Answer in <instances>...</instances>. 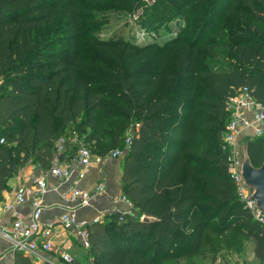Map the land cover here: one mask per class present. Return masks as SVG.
Masks as SVG:
<instances>
[{"label":"trees","instance_id":"1","mask_svg":"<svg viewBox=\"0 0 264 264\" xmlns=\"http://www.w3.org/2000/svg\"><path fill=\"white\" fill-rule=\"evenodd\" d=\"M164 1V10L146 0L101 2L100 12L116 17L143 7L138 24L147 35L94 39L111 59L104 63L82 54L80 38L89 40L87 24L96 21L89 3L0 0V200L28 162L48 170L56 154L74 156L77 146L58 152L59 140L78 134L103 158L133 127L121 176L133 208L91 222L87 260L72 264H168L206 252L215 259L230 234L253 239L261 263L264 225L240 201L222 144L228 97L247 87L264 102V0ZM177 18L185 24L176 31L168 22ZM162 20L168 37L157 39ZM61 22L72 32L65 49L51 34L35 36ZM248 149L260 166L264 135ZM14 264L34 262L17 252Z\"/></svg>","mask_w":264,"mask_h":264},{"label":"built area","instance_id":"2","mask_svg":"<svg viewBox=\"0 0 264 264\" xmlns=\"http://www.w3.org/2000/svg\"><path fill=\"white\" fill-rule=\"evenodd\" d=\"M227 109L231 117L223 133L222 148L227 157L228 173L244 207L264 225V212L258 209L254 200L250 199L251 192L244 184L240 174L242 137L251 139L264 135V102H258L247 87H242L228 97ZM130 137L129 134L123 147L115 148L103 158L112 159L124 155L131 144ZM0 142L4 143L5 139L1 138ZM66 143L77 146L69 164H63L60 156L56 154L50 169L35 180L33 190L29 191L25 185H19L14 190L13 201H5L2 205L1 210L8 211L13 216L11 229H4L3 234L11 242L12 250L15 253L20 252L29 256L34 264H72L75 261V257L66 250L60 251L62 263L54 262L47 254L57 250L53 242L55 225L47 224L43 220L44 196L48 191L47 174L67 181L73 175V166L86 169L99 157L92 153L78 134L73 133L69 137L59 140L58 152L66 149ZM105 189L106 184L103 181L97 183L94 191L72 185L62 193V197L65 201H75L79 206L86 207L96 194L103 193ZM30 194L32 195L31 210L22 214L17 211V206L27 204ZM122 199L128 203L130 208L118 212H131V202L124 196ZM94 221H100V218L97 217ZM57 223L69 233L79 237L83 248L89 247L88 225L90 222L80 219L75 208H65L58 217ZM257 264H264V261Z\"/></svg>","mask_w":264,"mask_h":264},{"label":"crops","instance_id":"3","mask_svg":"<svg viewBox=\"0 0 264 264\" xmlns=\"http://www.w3.org/2000/svg\"><path fill=\"white\" fill-rule=\"evenodd\" d=\"M62 161L64 162L63 164H69L72 161L70 154H66ZM123 165L124 158L121 157L112 159L98 158L86 169L73 166V175L67 181L47 174L48 191L44 196L43 220L47 224L55 225L53 242L57 250L47 253L48 257L52 258L54 262L62 263L61 250L70 252L77 260H82L80 259V250L86 251L79 237L69 233L57 223L58 217L65 208H75L79 218L86 219L90 223L97 217L100 218V221H104L107 215L130 208L128 203L122 199L121 176ZM45 171L47 170H43L35 164L25 166L10 179L9 188L2 192V199L0 200V264H14L15 262V252L12 250L11 242L3 234L4 229H11L13 216L8 211H2V205L5 201H13L14 190L19 185H25L29 191L33 190L35 180L44 174ZM101 181L106 184L105 191L96 194L86 207L79 206L75 201H65L62 197V193L72 185L94 191L97 183ZM31 198L32 195L30 194L28 203L23 206H17V211L22 214L29 212L31 210ZM132 208L131 206V210Z\"/></svg>","mask_w":264,"mask_h":264},{"label":"rangeland","instance_id":"4","mask_svg":"<svg viewBox=\"0 0 264 264\" xmlns=\"http://www.w3.org/2000/svg\"><path fill=\"white\" fill-rule=\"evenodd\" d=\"M115 1L117 0H111L110 2L107 1H101L105 7L113 6L115 5ZM156 1V2H155ZM101 2L100 0H81V3H89L90 7L89 10L92 12H95V14L91 15L93 19H96V21L93 23H88L87 25H90L93 30L91 29L87 36L89 40L84 38H80V42L84 43V49L82 51V54H85L88 58L96 57L98 59H101L104 61V63L107 61L110 63L111 59H108V53L106 54L103 50H98L93 45L94 39H108L109 37H112L115 32L121 31L119 34L123 35H129L130 31H132L133 35L135 34V40L139 42H143L147 35L144 34V29H141L140 25L138 24L139 19L141 18V15L143 14V7H140L136 12L134 11L131 13L130 17L120 16L116 17L113 15V10H105L102 14L100 11H102L103 8H101ZM160 2V4H159ZM146 4L152 5L154 4L155 7H158L160 10H164V6H166V1L164 0H153L151 2H148L146 0ZM95 5V6H94ZM98 6V7H97ZM89 7V6H88ZM170 9H173V6H169ZM167 14L164 15V19L167 18ZM128 21V23H127ZM164 20L161 22L158 21V25L160 26V33H158L157 39H163L167 38L168 35L164 32ZM169 26L174 29L178 30L180 28L179 24L184 25L185 21L181 18H177L175 20H171L168 22ZM63 22L57 24L56 26H52L49 28V31H39L35 33V36L37 38H41L42 36H45V34H51L55 37H57L59 40H62V49H65L66 46H69L71 42L72 32L62 27ZM171 29V30H172ZM130 30V31H129ZM141 30V31H140ZM118 34V33H117ZM118 34V35H119ZM162 34V35H160ZM171 36H174L171 34ZM92 42V43H91ZM85 51L87 53H85ZM109 63L106 64L109 67ZM105 70V68H103ZM1 84V80H0ZM111 96V95H110ZM108 125V123H106ZM246 139L242 137V140ZM68 144L66 143V146ZM72 146V145H71ZM71 146L69 148V151L71 149ZM125 154L120 156L121 158H124ZM97 160V159H96ZM95 160V161H96ZM30 164H33L32 162H28L25 166H28ZM24 168V167H23ZM22 168V169H23ZM21 169V170H22ZM130 210V209H128ZM230 237V243L225 244L223 246V250H221L217 257L214 259V254L212 252H206L201 255H198L196 257H193L189 260L179 258L177 260L170 261L168 264H257L259 263V260L255 256V241L253 239H243L240 237L235 238L232 234L229 235ZM234 237V239H233ZM229 246V247H228ZM81 251V252H80ZM80 259L81 261L87 260V254L85 250H80ZM210 251V250H209Z\"/></svg>","mask_w":264,"mask_h":264},{"label":"water","instance_id":"5","mask_svg":"<svg viewBox=\"0 0 264 264\" xmlns=\"http://www.w3.org/2000/svg\"><path fill=\"white\" fill-rule=\"evenodd\" d=\"M129 134L133 137L136 131L132 127ZM249 141L250 138L241 142V169L240 174L244 184L251 192L250 199L254 200L258 209L264 212V160L260 166L253 164L249 154ZM143 221H152V218L144 215Z\"/></svg>","mask_w":264,"mask_h":264}]
</instances>
